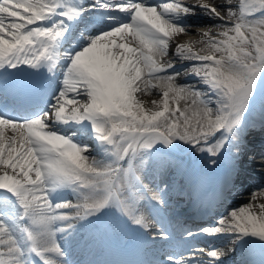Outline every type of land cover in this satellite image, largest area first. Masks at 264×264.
Returning a JSON list of instances; mask_svg holds the SVG:
<instances>
[{"label": "snow or ice", "instance_id": "1", "mask_svg": "<svg viewBox=\"0 0 264 264\" xmlns=\"http://www.w3.org/2000/svg\"><path fill=\"white\" fill-rule=\"evenodd\" d=\"M197 13L220 31L174 45ZM257 160L264 177V0H0V264H81L82 229L143 249L85 264H225L223 246L171 250L201 235L264 264V183L230 203ZM208 191L212 226L165 221Z\"/></svg>", "mask_w": 264, "mask_h": 264}, {"label": "bare ground", "instance_id": "2", "mask_svg": "<svg viewBox=\"0 0 264 264\" xmlns=\"http://www.w3.org/2000/svg\"><path fill=\"white\" fill-rule=\"evenodd\" d=\"M180 2H182L185 5H194L198 3V0H180ZM206 2L208 3H224L225 0H206ZM230 3L235 4L237 2V0H229ZM189 22L192 23L194 26L189 28L187 31L190 34H182L177 36L176 38H174L173 40V44H188V43H192L195 41H198L201 38V34L204 31H210L211 33L215 34L218 31H220V29L214 28V27H210V25L212 23H214L213 21H209L208 18L206 16H201L199 13H197L196 16L190 17L189 18ZM171 52V49H170ZM167 59V58H166ZM177 67H180L179 64H177ZM187 73H182L179 77L178 80H184L185 77L187 76ZM139 98L143 101L144 106L146 108H152V101L153 100H159V94L157 92V90H153L152 93L150 94H138ZM10 135V133H9ZM257 147H259V145H257ZM260 161L257 160L255 162H253V165H247V175L249 177L247 184L245 186L244 189H241V193L242 194H238L235 196V198L233 200L230 201V203L236 204L237 202H241V204L247 203L249 200V192L255 188L257 185H260L262 183H264V177H261L259 171L254 167V165L256 163H259ZM194 166L199 170L202 167V161L199 160H194L193 161ZM254 167V168H252ZM207 171V170H205ZM209 176L214 175V173L212 172H208L207 173ZM202 194V192H200ZM209 198L211 199V195L209 196ZM189 198L187 197V195H185L183 200H178L176 198L175 195H173V198L170 202V207L167 209H164L162 214L165 216L164 218L168 220V222L175 228L177 223L179 224L180 221L185 220L187 216L186 212H190L193 213V211L191 210H185L184 209L187 207L186 204H188ZM259 202H264V201H259ZM174 206L175 209H172V207ZM186 206V207H184ZM239 206V205H238ZM174 210V211H173ZM172 212L180 214L181 216H184L183 218H178L180 215H173ZM185 212V215L182 214ZM188 218H192L191 216H189ZM195 220V219H193ZM213 221H215L213 218L211 219L210 217L206 218L205 220H203L201 223L205 224L207 226H209L210 223H212ZM195 222V221H194ZM182 225H188L185 222L181 223ZM78 241L76 240H72L71 242V253H72V258L80 261L81 264H85V262H94V260L91 258V255H84L85 252H87L86 249L82 248V244L77 243ZM178 243L181 242L179 236H177V241ZM195 243H202L205 244L206 246L210 247V246H217V247H221L223 246L224 249L228 252V254L226 255V257H224L225 260V264H239V261L236 257L237 254H239V252H241L240 250L235 251L234 253L229 251L232 248L231 244H227L225 241H222L220 239H216V238H212V237H207V236H199L196 239H192V240H188L187 243L184 242L181 243V245H174L173 246V250L175 254L179 255L180 253L186 251L189 247L191 246H195L192 244ZM120 256V255H118ZM203 258L206 260V253L203 255Z\"/></svg>", "mask_w": 264, "mask_h": 264}, {"label": "rangeland", "instance_id": "3", "mask_svg": "<svg viewBox=\"0 0 264 264\" xmlns=\"http://www.w3.org/2000/svg\"><path fill=\"white\" fill-rule=\"evenodd\" d=\"M241 202H242V201L238 202V204H237V205H233V206H238V205H240V204H241ZM215 219H216V218H215ZM213 224H214V223H213Z\"/></svg>", "mask_w": 264, "mask_h": 264}]
</instances>
